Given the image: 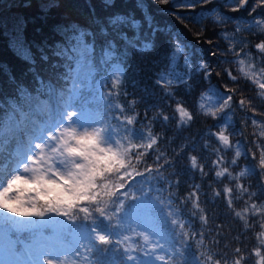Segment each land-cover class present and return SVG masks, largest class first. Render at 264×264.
<instances>
[{
  "label": "snow or ice",
  "instance_id": "6c2138e0",
  "mask_svg": "<svg viewBox=\"0 0 264 264\" xmlns=\"http://www.w3.org/2000/svg\"><path fill=\"white\" fill-rule=\"evenodd\" d=\"M102 2L106 11L115 8V0ZM154 2L171 4L174 9H194L198 3L208 4L211 0ZM227 2L232 5V12L249 6V0ZM56 6L52 2L44 7ZM257 9L264 10V0H254L246 30L256 29L264 35V18H258L264 16V11L257 13ZM136 10L142 12L143 24L155 33L158 29L153 28L152 16L144 0H135L126 12L113 10L105 16L94 15V27L84 29L72 24L58 28L61 39L53 44L47 41L29 43L19 34L10 41L17 58L29 65L27 72L31 73L34 84L29 88L17 83L7 65H0L16 85L15 95L0 101V241L7 238L10 251L16 244L23 245V252L29 259L21 264H65L66 261L67 264H121V261L123 264H245L253 253L259 257L256 264H264L261 254L264 249V111L256 103L257 96L264 100V40L255 43L252 50L246 44L231 45L229 51L237 58L234 62L241 66L240 75H234L228 68L223 70L231 83L238 84L242 79L250 84L254 96H245L238 88L225 84L223 88H210L207 96H200L201 100L208 99L211 106L197 104V115L223 119L218 132H208L219 144L214 150L217 158L211 161L210 170L214 171L217 181L227 178L235 186H225L223 195L220 190L215 191L213 198L222 197L234 215L244 222L245 238L252 231L257 241L247 254L243 250L247 245L235 247L229 261L227 253H212L204 245L203 231L186 230V221L180 218L181 207L172 208L175 197L179 205L191 204V216L200 213L198 219L202 225L208 222L200 203V185H191L192 190L180 196L179 179L168 180L162 174L165 166L174 168L175 162L169 158L161 162L164 153H157L158 136L153 135L151 123L157 119L167 122L169 117L161 111L149 121L150 108H146L141 119V114L134 109L137 101L129 100L127 106L118 102L121 95L125 99L128 96L121 89L126 76L122 64L129 49L143 53L153 48L148 33L141 32L142 21L136 18ZM181 18L201 23L205 15L201 11L197 15L177 16ZM228 19L231 22L235 18ZM236 30L239 31V25ZM181 51L180 47L173 48L171 71L159 73L154 80L169 98H174V92L170 91L174 85L188 84L187 72L184 76L175 72L177 54ZM241 55L261 66L258 70L256 63L245 66V60L239 59ZM50 61V67L56 70L55 80L45 79L38 70V63L49 64ZM184 64L187 68L186 57ZM198 67L204 79L213 75L207 63ZM100 101L103 102L102 110L96 107ZM130 109L134 114H126ZM237 109L244 113L239 133L245 141L243 150L240 139L233 143L229 135H225ZM175 112L180 117L178 127L194 118L181 102H177ZM144 121H148L147 131L137 127ZM248 129H251L248 132L250 140L244 134ZM229 152L234 154L226 160ZM153 153H157L153 156V164H147L146 158ZM189 159L194 172L201 178L207 175L204 164L199 163L195 155ZM241 160L246 167L234 174L230 167L239 168ZM250 175L259 177L257 191H250L251 185L241 182ZM138 180L164 182V187H157L156 191L166 190L168 198L165 200L157 195L150 207L153 216L166 217L165 223L178 229L179 248L174 245L166 248L159 239L153 238L163 237L154 223L140 224L138 218L130 215L129 210L137 205H130L128 201L141 200L133 189ZM235 201H241L244 207L236 210ZM13 216L25 219L15 220ZM53 216L62 218L65 227L80 234L82 242L71 248V259L58 251L34 252L21 238L24 234L30 238H35L37 233L43 234L44 228L33 223L32 218L44 221ZM191 228L188 223L187 229ZM257 228L260 231H256ZM216 235L222 233L218 231ZM236 239L239 241L241 237L238 235ZM191 241L197 242L198 255L189 259L186 251ZM214 243L219 245V239ZM109 252H119L121 261L101 258ZM5 264L15 262L6 261Z\"/></svg>",
  "mask_w": 264,
  "mask_h": 264
},
{
  "label": "trees",
  "instance_id": "16d2710c",
  "mask_svg": "<svg viewBox=\"0 0 264 264\" xmlns=\"http://www.w3.org/2000/svg\"><path fill=\"white\" fill-rule=\"evenodd\" d=\"M55 2L56 7H44L50 3ZM254 0H249V6L241 9L239 12H232L227 0H211L210 3H198L194 9H174L171 4H159L154 0H144L146 10L152 16L153 28L158 29L153 33L152 28L143 24V14L140 10H136V18L142 21L141 32L148 33V39L153 42V48L150 51L137 53L129 49V55L125 58L122 67L125 68L126 76L123 77L124 86L121 91L128 93L127 99L123 95L119 98V103L127 106L129 100H135V112L141 114L146 108H150L148 112L149 121L152 117L157 116L159 112L169 117L167 122L162 119H157L151 123V130L153 135L158 136V143L155 146L157 153H164L161 162L164 158L172 159L175 162V167L165 166L163 175L168 180L179 179V195L185 196L191 191V185H200V203L201 207L207 214V224L201 223L198 219L200 213L196 217L191 216V204L186 206L179 205L175 202L172 205L173 210L177 207L182 208L181 219L186 221V230H195L197 232L203 231L205 234L204 245L211 250L212 253L220 252L227 253L229 261L233 256V249L235 247H243L247 254L257 244L254 239V232L249 231L245 238L243 229L244 222L236 217L231 209H229L222 197L213 198L215 191L220 190L223 195V188L235 187L233 182L227 178H221L217 181L214 171H211V161L215 160L216 154L214 150L219 147L218 141L208 135V132H218L223 126V119H215L207 117L203 114L197 115V104L204 103L211 106L208 99L201 100L200 96L208 95L210 88H223L225 84L228 87L238 88L245 96H254L255 93L251 90L252 86L246 84L244 80H240L238 84L231 83L223 70L228 68L232 70L234 75H240V65L236 57L229 51L231 45L243 46L252 50L255 43L264 40V35H261L258 30L253 29L252 32L247 31L249 27L248 21L251 17L248 13L251 11V6ZM135 0H115V8H104L102 0H14L7 8H0V65H7L10 72L16 77L17 83H23L29 88L33 87L34 81L31 73L27 72L29 65L25 64L14 54L10 48V41L18 34L21 35L27 42L41 44L47 41L53 44L61 39L57 32L60 27L67 28L72 24H76L81 28L88 29L94 27L92 25L93 16H105L111 11H127L130 9ZM201 11L204 12L205 18L201 23H197L193 19H177V16H191L197 15ZM262 9H257V13H261ZM257 13H252V16H257ZM228 18H235L229 22ZM258 18H264L258 17ZM237 25L239 31L237 32ZM202 35H198L201 34ZM132 35V33H129ZM225 37H228L225 39ZM233 37H235L233 39ZM211 41V43H209ZM174 47H180L182 51L177 54L175 72L184 76L188 80L187 85L173 86L170 91L174 92V98H169L164 94V91L159 88L154 80L157 75L162 72L171 71L170 57ZM187 58V68H185L184 59ZM239 59L245 60V66L249 63H256L250 61L243 55ZM201 63L210 65L213 75L204 79L199 69ZM49 64L38 63V70L45 79L55 80L56 70L50 67ZM261 65L256 63L257 70ZM110 71V70H109ZM220 73V75H216ZM106 90V89H105ZM16 85L13 84L4 69L0 68V101L7 97L15 95ZM214 99V98H213ZM177 102H181L182 106L186 108L189 113L193 114L194 118L189 121L187 125L178 127L180 123L179 113L175 112ZM256 103L261 111H264V100L256 97ZM97 108L103 109V102L96 104ZM2 111V110H0ZM126 114H134L130 109ZM259 119V117H257ZM244 120V113L239 109L232 114V124L229 126L225 135H229L230 140L235 143L237 139L241 140L242 150L245 145L244 139L239 135L242 130V122ZM148 121L143 124H138L137 127H143L147 131ZM245 131V136L248 132ZM250 140L251 137L248 136ZM139 142V141H134ZM208 147L205 148L204 146ZM152 156L146 158L147 164H153ZM234 152H229L225 159L228 160ZM195 155L199 163L204 164V171L206 176L201 178L198 172L191 169L190 157ZM250 163V162H249ZM246 164L241 160L239 168H231L235 174L243 170ZM175 173L176 175H173ZM242 183L251 185L250 191H257L260 187L258 175H250L241 179ZM157 187H164V182L159 184L155 180L138 182L133 185L135 195L141 197L139 201H131V205L135 203L137 207L131 208L130 215L133 218L141 220L145 217L149 223L155 224L157 229L163 233L162 244L166 248L175 246L179 248L181 245L177 243L180 239L176 233L178 229H174L170 224H166L167 219L164 216H153L151 205L155 203L157 195L162 199H167V191L157 193ZM151 189V191H149ZM176 191V189H173ZM235 195V191L233 193ZM234 207L236 210H241L244 204L241 201H235ZM139 214L138 217L136 215ZM9 215V214H8ZM11 216V215H9ZM15 220H21L22 217L13 216ZM60 217H49L42 226L44 233L60 234L67 240L79 235L75 230H69ZM38 223L40 218H34ZM192 225L191 229H187V224ZM57 225V228L54 226ZM220 226L219 228L217 226ZM222 235L217 236V232ZM256 231H260L259 228ZM241 239L238 241L237 236ZM37 234L35 235V237ZM25 239V243L29 244L34 238L28 237L24 234L21 237ZM15 239V237H13ZM219 239V245L214 241ZM16 249H22L23 245L16 244ZM198 244L196 241H191L186 251L189 259L198 255ZM200 251H205V248H200ZM261 254L264 255V249ZM104 260L111 261L113 259L121 261V254L119 252H109L101 257ZM259 257L253 253L247 258L245 264H256ZM123 264V261H121Z\"/></svg>",
  "mask_w": 264,
  "mask_h": 264
},
{
  "label": "rangeland",
  "instance_id": "374dc122",
  "mask_svg": "<svg viewBox=\"0 0 264 264\" xmlns=\"http://www.w3.org/2000/svg\"><path fill=\"white\" fill-rule=\"evenodd\" d=\"M13 1L14 0H4L2 2V0H0V8H7ZM0 215H2V214H0ZM9 215H12V214L9 213ZM138 216H139V214L136 215V217H138ZM24 219L25 218L22 217L21 220H24ZM32 221H33V223L37 222L36 220H34V218H32ZM44 221H39V224L43 225ZM141 224H151V223H149L148 220L145 217H143V220H141ZM138 230L144 231V228H139ZM151 235L152 234L150 233V236ZM53 236H51V237H53ZM51 237L45 238V236H42L43 244L40 245L39 248H41V250L62 252L63 255H66V256H68L69 259H71V251H70L71 249H69L68 246L63 245L61 243V241L57 238L58 235H57V237H54L51 239V242L54 246V249H53L51 247V244L49 241ZM153 238L159 239V242L162 244L161 237L153 236ZM75 242L76 243L82 242V241H80V234L75 237ZM61 258H63V256ZM28 259L29 258L23 257L22 255H17V253L14 251V249L10 251L8 243H7V238H5L3 241H0V264H5L6 261L15 262V264H21V262H25ZM65 264H67V261L65 262ZM157 264H159V262H157Z\"/></svg>",
  "mask_w": 264,
  "mask_h": 264
},
{
  "label": "water",
  "instance_id": "95a60500",
  "mask_svg": "<svg viewBox=\"0 0 264 264\" xmlns=\"http://www.w3.org/2000/svg\"><path fill=\"white\" fill-rule=\"evenodd\" d=\"M4 0H2V2H3Z\"/></svg>",
  "mask_w": 264,
  "mask_h": 264
}]
</instances>
